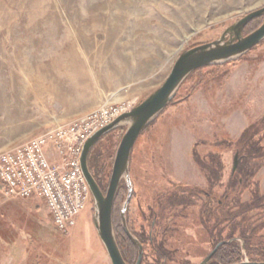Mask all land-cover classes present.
<instances>
[{"label": "rangeland", "instance_id": "rangeland-1", "mask_svg": "<svg viewBox=\"0 0 264 264\" xmlns=\"http://www.w3.org/2000/svg\"><path fill=\"white\" fill-rule=\"evenodd\" d=\"M262 5L264 0H0V151L61 124L90 123L104 105L109 111L136 105L160 85L183 49L217 38ZM205 71L214 74L186 99H174L131 154L134 195L126 211L135 218L131 229L143 231L142 238L148 236L146 223L137 216L154 204L157 192L172 182L199 188L196 205L157 216L155 228L164 229L165 248H174L167 264H198L217 244L209 246L207 226L199 219V207L212 198L200 190L207 189V180L196 154L220 153L227 180L237 151L216 142L222 137L235 142L264 114V40L239 59ZM100 153L105 154L97 151L95 160L101 161ZM47 155L51 163H61L51 141ZM255 180L264 192V165ZM2 201L0 210L14 202L21 211L0 213L8 232V242L0 241V264H111L92 223L91 198L67 231L54 225L39 195ZM127 239L135 248L134 264L137 248ZM145 244L140 264H152L159 251Z\"/></svg>", "mask_w": 264, "mask_h": 264}, {"label": "trees", "instance_id": "trees-1", "mask_svg": "<svg viewBox=\"0 0 264 264\" xmlns=\"http://www.w3.org/2000/svg\"><path fill=\"white\" fill-rule=\"evenodd\" d=\"M263 18L264 16H258L250 20L242 31L243 35L251 32L262 22ZM223 65L206 66L194 70L183 82L174 99L177 97L181 100L186 99L185 97L188 94L190 95L201 83L207 82L209 80L208 77L214 74V72L205 71L206 68L216 70ZM188 81H190L189 86H186ZM183 88L185 92L180 94V90ZM172 104H174L173 101L169 105ZM145 130L138 138L142 136ZM122 133L123 128H116L104 134L88 154L89 170L103 192H105L109 181L115 149ZM115 134L117 139L115 138ZM263 140L264 114L256 122L248 126L235 142L227 137H222L216 142L221 148L224 146L221 145L223 143L225 144L224 148L234 149V153L238 152V165L234 172H230L226 181H223L222 170L224 163L220 158V153L212 154L213 152L210 151L209 153H205V156L199 155V157L196 154V160L199 162L200 169L207 180V189L200 190L206 192L207 196L212 198V200L208 199L207 202L204 201L201 207H199V219L202 225L207 226L206 230L208 231L206 233L209 235V246L213 248L219 241L235 236L241 238L243 241V246H241L238 240L221 245L210 258L211 262L234 264L242 261L244 258H247L251 262L264 261V192L261 191L258 181L255 180L256 172L264 165ZM101 150L105 152L104 155L101 153L99 155L101 161L95 160L94 155L97 151ZM194 151L196 152L195 149ZM105 177L107 181L104 184L102 180ZM170 184L171 189L168 187L155 194L153 205L149 206V208L147 205L146 208H140L139 210L137 218L139 217V221H142V223H146L144 225V232L148 236L145 235V239L141 236L143 231H140V234L139 231L131 229V220L133 221L135 218L133 214L127 216L126 211L127 224L141 240L143 247L145 243H151L155 251H159L157 256L152 257V264H167L170 259H173L174 254V248L168 249L164 246L162 239L164 229L160 225L157 226L158 228L156 227L157 229L155 228L157 216H162L166 212L169 213V211L174 212L177 210L175 209L177 206H185L188 203L196 205V191L199 188L195 187L187 190L186 186H182L181 184L175 182ZM244 192L248 196L246 199L241 198ZM125 193L126 187L121 182L113 204L112 225L119 250L124 260L131 264L132 255H135V248L133 245L131 246V243L123 232L119 212V201H122ZM187 198H189V202H184L183 199ZM162 202H166L167 205H163ZM156 243L158 249L155 246ZM243 249L245 254L243 253Z\"/></svg>", "mask_w": 264, "mask_h": 264}, {"label": "water", "instance_id": "water-1", "mask_svg": "<svg viewBox=\"0 0 264 264\" xmlns=\"http://www.w3.org/2000/svg\"><path fill=\"white\" fill-rule=\"evenodd\" d=\"M258 16H264V5L247 12L232 22L217 38L183 49L158 87L128 111L96 130L85 141L79 159L80 168L89 188L90 198L93 201L92 223L111 264H129L124 260L119 250L112 225L113 204L121 182L126 187V193L119 208L121 226L127 237L137 248V258L134 264L141 263L143 254L141 242L131 233L126 222V210L133 193V183L130 177V158L135 142L140 134L174 100L181 85L194 70L206 66L223 65L239 59L264 40V19L251 32L246 35L242 33L245 25ZM117 127H124L125 129L117 143L109 181L105 192H103L89 170L88 154L92 146L104 134ZM238 161V152H236L233 157L232 172L235 171ZM235 240H238L243 246L241 238H236ZM231 241H220L217 243L199 264H208V260L217 248ZM243 253L245 254L244 249ZM234 264H264V261L251 262L244 258Z\"/></svg>", "mask_w": 264, "mask_h": 264}, {"label": "built area", "instance_id": "built-area-1", "mask_svg": "<svg viewBox=\"0 0 264 264\" xmlns=\"http://www.w3.org/2000/svg\"><path fill=\"white\" fill-rule=\"evenodd\" d=\"M130 107L129 104L117 105L115 111H109L108 107L102 106L98 115L92 113L94 120L90 123L75 120L61 124L23 144L0 151V201L39 195L45 199L54 225L67 231L90 199L79 160L85 141ZM96 116L101 120L96 121ZM49 141L60 154V164L48 160Z\"/></svg>", "mask_w": 264, "mask_h": 264}, {"label": "crops", "instance_id": "crops-1", "mask_svg": "<svg viewBox=\"0 0 264 264\" xmlns=\"http://www.w3.org/2000/svg\"><path fill=\"white\" fill-rule=\"evenodd\" d=\"M3 201H5V200H3ZM7 203L8 204L4 205V207L2 206V209L0 210L1 211L0 213H2L3 211H5L7 213L8 212H11L12 214H14L17 211H21V209L19 208V206L17 204H15L14 202L13 203L7 202ZM0 229H1L0 232H2V235L0 237V241H2L3 243H5V242L7 243L8 242V239H6V236H4V235L7 234L8 232L5 229H3V226H1V225H0Z\"/></svg>", "mask_w": 264, "mask_h": 264}, {"label": "flooded vegetation", "instance_id": "flooded-vegetation-1", "mask_svg": "<svg viewBox=\"0 0 264 264\" xmlns=\"http://www.w3.org/2000/svg\"><path fill=\"white\" fill-rule=\"evenodd\" d=\"M134 195V189H133V193H132V196L131 198L133 197ZM150 236V235H149ZM199 264V263H198ZM208 264H219V263H214V262H211V259L208 260Z\"/></svg>", "mask_w": 264, "mask_h": 264}, {"label": "bare ground", "instance_id": "bare-ground-1", "mask_svg": "<svg viewBox=\"0 0 264 264\" xmlns=\"http://www.w3.org/2000/svg\"><path fill=\"white\" fill-rule=\"evenodd\" d=\"M105 106V105H104ZM120 106V105H119ZM119 111H121V110H119ZM119 111H117V112H119ZM103 114H104V112H102Z\"/></svg>", "mask_w": 264, "mask_h": 264}]
</instances>
